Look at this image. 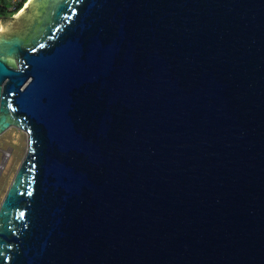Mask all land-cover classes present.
Here are the masks:
<instances>
[{
	"label": "water",
	"instance_id": "95a60500",
	"mask_svg": "<svg viewBox=\"0 0 264 264\" xmlns=\"http://www.w3.org/2000/svg\"><path fill=\"white\" fill-rule=\"evenodd\" d=\"M7 18L0 134L28 148L0 264H264V0H28Z\"/></svg>",
	"mask_w": 264,
	"mask_h": 264
},
{
	"label": "rangeland",
	"instance_id": "374dc122",
	"mask_svg": "<svg viewBox=\"0 0 264 264\" xmlns=\"http://www.w3.org/2000/svg\"><path fill=\"white\" fill-rule=\"evenodd\" d=\"M7 21V17H2L0 19V29ZM27 148L28 133L23 128L13 125L0 134V166L2 167L0 168V202ZM6 153L8 155H6Z\"/></svg>",
	"mask_w": 264,
	"mask_h": 264
},
{
	"label": "trees",
	"instance_id": "16d2710c",
	"mask_svg": "<svg viewBox=\"0 0 264 264\" xmlns=\"http://www.w3.org/2000/svg\"><path fill=\"white\" fill-rule=\"evenodd\" d=\"M10 1L9 0H0V19L2 17H7L9 15H13L15 13V9L9 8ZM22 4H20L21 7Z\"/></svg>",
	"mask_w": 264,
	"mask_h": 264
},
{
	"label": "built area",
	"instance_id": "2783aa9c",
	"mask_svg": "<svg viewBox=\"0 0 264 264\" xmlns=\"http://www.w3.org/2000/svg\"><path fill=\"white\" fill-rule=\"evenodd\" d=\"M10 4H9V8L10 9H15V12H19V9L26 3L27 0H9ZM20 4L21 7H20Z\"/></svg>",
	"mask_w": 264,
	"mask_h": 264
},
{
	"label": "flooded vegetation",
	"instance_id": "af4514ba",
	"mask_svg": "<svg viewBox=\"0 0 264 264\" xmlns=\"http://www.w3.org/2000/svg\"><path fill=\"white\" fill-rule=\"evenodd\" d=\"M15 26H16V25H15ZM15 26H14V27H15ZM17 28H18V26H17ZM15 60H16V59H15ZM16 61H17V60H16ZM9 62H10V61H9ZM14 63H15V62H13V64H14ZM0 167H1V166H0ZM1 168H2V167H1Z\"/></svg>",
	"mask_w": 264,
	"mask_h": 264
},
{
	"label": "bare ground",
	"instance_id": "6f19581e",
	"mask_svg": "<svg viewBox=\"0 0 264 264\" xmlns=\"http://www.w3.org/2000/svg\"><path fill=\"white\" fill-rule=\"evenodd\" d=\"M28 3H29V2H28ZM28 3H27V4H28ZM6 155H8V154L6 153Z\"/></svg>",
	"mask_w": 264,
	"mask_h": 264
}]
</instances>
